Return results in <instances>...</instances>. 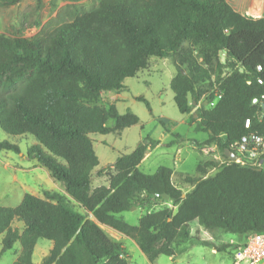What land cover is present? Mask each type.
Returning <instances> with one entry per match:
<instances>
[{"label":"trees","instance_id":"1","mask_svg":"<svg viewBox=\"0 0 264 264\" xmlns=\"http://www.w3.org/2000/svg\"><path fill=\"white\" fill-rule=\"evenodd\" d=\"M153 56L174 58V101L208 135L196 144H216L226 157L219 164H199L197 175L187 174L182 180L190 184L187 191L173 182L169 167L155 173L139 169L160 143L150 137L97 169L91 134L121 133L140 122L134 112L120 113L101 99L122 90L124 80L147 69ZM260 77L264 15L241 12L229 0H99L33 37L0 34V127L12 135H34L38 143L28 154L64 190H44L43 197L27 192L18 206L0 205V254L19 243L14 264H35V245L44 238L53 247L40 264H130L123 244L100 224L133 238L151 262L183 254L188 246L180 244L191 240L190 245L226 249L204 237L201 227L237 234L243 242L264 232V165L258 170L224 152L247 134L264 135V108L252 103L264 93ZM214 89L221 94L216 104L205 101L192 112L206 92L211 91L208 101L215 97ZM109 119L114 126L107 125ZM2 150L19 148L4 140ZM95 174L106 175L109 184L94 186ZM152 201L170 204L148 211L138 225L118 216ZM16 220L22 229L13 226Z\"/></svg>","mask_w":264,"mask_h":264},{"label":"rangeland","instance_id":"2","mask_svg":"<svg viewBox=\"0 0 264 264\" xmlns=\"http://www.w3.org/2000/svg\"><path fill=\"white\" fill-rule=\"evenodd\" d=\"M229 1L238 10L250 15L262 11L261 14L253 17L264 15V0ZM0 2L3 3L0 5V34L30 38L45 28L52 29L69 20L73 12L78 9L93 8L99 0H17L10 5L4 4V0ZM221 56L225 57L224 51ZM176 72L177 67L173 57L153 56L147 69H143L136 76L124 80L125 87L119 92L121 96L116 101L117 107L120 113L134 112L139 116L140 122L125 128L121 133L91 134L94 149L99 158L97 169L106 168L113 164L120 155L131 152L137 144L148 137L161 142L149 150L139 169L145 173H155L160 167H169L174 171L173 182L175 184L184 180L187 174L197 175V167L201 163L211 160L219 164L226 160L219 147L208 149V154H206L196 144V141H204L207 138V133L197 130L196 123L190 119V116L179 111L171 88V79ZM210 92L205 93L202 98V105ZM107 98L103 96L101 102L107 103ZM196 109L197 107L192 112ZM107 125L114 126L115 120L109 119ZM177 134L180 137H177ZM4 140L16 144L19 151H0V205L18 206L27 192L43 197L44 190L58 191L53 185L52 178L48 175V170L35 157L28 154L30 147L38 143L34 135L29 133L12 135L0 127V141ZM217 155L219 158H215ZM215 170L210 166L208 174H213ZM95 175L94 186L109 184L106 175ZM181 182L185 191L190 189L189 183ZM169 204L170 201H152L150 204L134 205L130 210L119 213L118 216L132 225H138L140 217L145 213ZM73 205L75 209L84 212V209L76 202H73ZM14 225L23 227V223L17 220ZM192 228L195 229L196 227ZM201 230L204 237L213 238L219 245H226V249L212 254L210 247L205 248V260L198 256L188 259L190 257L181 254L177 256L180 259L178 263L189 264L187 262L197 260L198 264H235L234 248L242 243L243 239L237 234L223 232L219 229L208 230L201 227ZM192 242L193 240L182 243L179 247H185ZM51 244V240L40 238L35 247L33 261L40 262L44 253H49ZM19 247L20 244L17 243L13 249L0 255V264H12ZM128 248L130 264H149L146 256L138 250L139 248L135 250L130 244ZM155 263L174 264L172 259L166 255H160ZM238 264H264V260L258 263L242 261Z\"/></svg>","mask_w":264,"mask_h":264},{"label":"built area","instance_id":"3","mask_svg":"<svg viewBox=\"0 0 264 264\" xmlns=\"http://www.w3.org/2000/svg\"><path fill=\"white\" fill-rule=\"evenodd\" d=\"M261 12L253 13L259 15ZM261 69V66H258ZM258 82L264 84L262 77L258 78ZM215 97L212 100H207L208 106H214L221 98V94L217 89H214ZM264 93L260 96H256L252 99V103H264ZM202 105V104H201ZM246 127H249L250 120H246ZM229 149L233 151L237 158L236 162L243 165H249L252 167H263L264 165V135L250 133L243 136L240 140L233 141L230 143ZM234 263L238 264L242 261L250 263H258L264 260V232L251 234L248 239L239 244L234 249L233 253Z\"/></svg>","mask_w":264,"mask_h":264},{"label":"crops","instance_id":"4","mask_svg":"<svg viewBox=\"0 0 264 264\" xmlns=\"http://www.w3.org/2000/svg\"><path fill=\"white\" fill-rule=\"evenodd\" d=\"M263 5V4H262ZM261 5V6H262ZM260 6V7H261ZM264 7V6H263ZM263 7H262V9H263ZM250 10H252L251 8H250ZM175 76V75H174ZM173 76V77H174ZM173 77H172V79H173ZM171 79V80H172ZM120 92V91H119ZM119 92H112V93H105L103 96L105 97H108L107 98V103H114V104H116V101L118 100V99H120V96H121V94L119 93ZM202 99L198 102V104L195 106V107H200L201 106V104H202ZM116 106H117V104H116ZM118 108V107H117ZM119 110V109H118ZM187 115V114H186ZM189 116V115H188ZM169 132H170V130H168ZM207 137H208V135H207ZM207 139V138H206ZM205 139V140H206ZM204 140V141H205ZM160 141V140H159ZM161 142V141H160ZM203 142V141H202ZM202 142H200V143H202ZM160 144V143H159ZM158 144V145H159ZM157 145V146H158ZM214 148H218V146L216 145V144H213V145H211V146H205L204 148H201V151L202 152H204V153H206V154H208V149H214ZM149 152V151H148ZM148 152H147V154H148ZM147 154H146V156H147ZM145 156V157H146ZM145 157H144V159H145ZM215 158H219L218 157V155L217 156H215ZM143 159V160H144ZM143 160H142V162H143ZM141 162V163H142ZM112 165V164H111ZM140 166V165H139ZM46 168V167H45ZM47 169V168H46ZM48 170V169H47ZM49 172V171H48ZM48 175H49V177L50 178H52L51 177V175H50V173H48ZM52 181H53V185H54V187H56L57 189L56 190H58V191H60V192H64V190H63V188L52 178ZM182 181V180H181ZM179 182V184H176V185H179L180 187H182V189L184 188L183 187V184H182V182ZM48 190H50V189H48ZM54 190V189H53ZM29 193V192H28ZM36 195V194H35ZM38 196V195H37ZM24 197V196H23ZM13 226L14 227H18V228H20V229H22L23 227H19V226H15L14 225V223H13ZM100 226L103 228V230L113 239V240H116V241H119V242H121L122 244H123V247L125 248V250L128 252V254H129V251H128V247H129V244L131 245V247L133 248V249H135V250H137V248H139V246H138V244L136 243V241L135 240H133L131 237H129V236H127V235H125V234H123V233H121V232H119V231H117L116 229H114V228H112V227H110V226H107V225H105V224H100ZM0 238H1V247H0V252H1V248H2V239H3V235H0ZM186 246H188V249H187V251L186 252H184L182 255H184V256H187V257H190V258H188V259H191L192 257H194V256H198V257H201V259H204L205 260V252L206 251H204L205 250V248H209V246H204V245H200V246H197V245H190L189 243L186 245ZM201 246H202V248H201ZM35 247H36V245H35ZM52 247H53V242H52V244L49 246V251L52 249ZM20 250H21V246L16 250V256L13 258V260H12V264H14V262L16 261V259H17V257H18V255H19V252H20ZM138 250H140L141 251V249L139 248ZM198 250V251H197ZM8 251V250H7ZM217 250L215 249V248H212V247H210V253H212V254H216L217 252H216ZM6 252V251H5ZM142 252V251H141ZM4 253V252H3ZM2 253V254H3ZM34 253H35V248H34V252H33V256H34ZM143 253V252H142ZM2 254H0V255H2ZM144 254V253H143ZM47 255V252H45L44 253V256H43V258L45 257ZM130 255V254H129ZM145 255V254H144ZM146 256V255H145ZM146 258H147V256H146ZM169 258H171L172 259V261L174 262V264H180V263H178L179 262V258L178 257H170L169 256ZM148 259V258H147ZM43 260V259H42ZM42 260L40 261V262H34L35 264H40L41 262H42ZM157 260V259H156ZM155 260V261H156ZM155 261H153V262H151L149 259H148V262H149V264H156L155 263ZM187 263H189V264H198L197 263V260L195 261H193V262H187ZM201 263V262H200ZM184 264V263H183ZM186 264V263H185ZM202 264V263H201Z\"/></svg>","mask_w":264,"mask_h":264},{"label":"water","instance_id":"5","mask_svg":"<svg viewBox=\"0 0 264 264\" xmlns=\"http://www.w3.org/2000/svg\"><path fill=\"white\" fill-rule=\"evenodd\" d=\"M262 106L264 108V103L262 104ZM224 152H225V155H227L230 158V160L232 161L236 160L237 158L236 154L233 151H231L229 148H226ZM258 170H262V168H258ZM159 195L164 197L165 199H169V196L165 193L159 194Z\"/></svg>","mask_w":264,"mask_h":264}]
</instances>
